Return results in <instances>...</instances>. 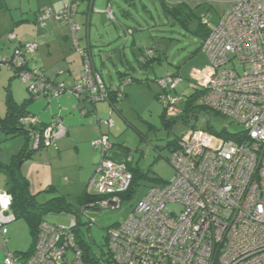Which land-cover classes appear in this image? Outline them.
Instances as JSON below:
<instances>
[{
  "label": "built area",
  "instance_id": "built-area-1",
  "mask_svg": "<svg viewBox=\"0 0 264 264\" xmlns=\"http://www.w3.org/2000/svg\"><path fill=\"white\" fill-rule=\"evenodd\" d=\"M215 1L228 3L229 8L201 45L208 68L198 72V81L181 96L173 94L180 78L166 75L157 81L161 90L157 99L165 117L181 120L184 116L181 121L188 128L177 138L168 159L175 175L165 185L149 189L132 213L107 231L109 255L98 257V264H264V0ZM78 5V0H70L59 11H38L37 27L44 29L51 20L65 21L77 49ZM105 13L113 19L111 8ZM14 39L10 33L8 40ZM37 47L27 43L0 60L20 70L18 77L28 95L58 98L68 93L76 101L92 104L108 100L109 90L82 51L83 70L69 89L39 70H24L26 57ZM153 51L144 50L141 63L152 59ZM128 84L118 89L117 98H122L121 90ZM190 93H197L194 106L243 127L236 140L197 127L200 115L193 110L184 113ZM24 122L32 126L36 119L28 117ZM107 124L111 128L112 120ZM65 135L64 126L52 122L32 134L31 148H47ZM90 147L101 155L93 185L94 195L100 198L96 204L101 209H120L133 176L125 163L106 155L113 147L108 134L90 142ZM171 205L180 209L171 210ZM11 207V196L0 191V250L6 249L8 225L15 221ZM77 223L73 220L67 228L41 223L32 255L18 259L5 250L3 264H88L77 244Z\"/></svg>",
  "mask_w": 264,
  "mask_h": 264
},
{
  "label": "rangeland",
  "instance_id": "rangeland-1",
  "mask_svg": "<svg viewBox=\"0 0 264 264\" xmlns=\"http://www.w3.org/2000/svg\"><path fill=\"white\" fill-rule=\"evenodd\" d=\"M115 2L119 6L118 9L114 4V8L118 9V12H114L115 15L125 27L137 30L134 37L140 39L142 45L145 44V48L153 47L155 50L157 49L156 51L162 52L164 56L161 55L163 61L160 66L155 62L153 68L145 67L140 70L137 67V70L141 72L134 75L136 81L123 87L124 96L130 88L132 90L131 94L127 98H123L120 103L119 114L123 118H120L116 113L112 116L115 126L109 132V139L113 148L108 154H114L116 160L130 161L129 166L133 169L137 168L143 174L139 175L136 170L133 171L134 190L122 198L120 209L93 210L85 208L82 210V214L79 210V222L77 223L79 227L76 235L80 236L84 247L87 246L90 257H100L106 252L107 231L122 223L150 188L160 187L161 184L169 182L174 177L175 172L168 162L173 149L170 144L172 145L188 128L181 120L162 117V104L156 98L160 88L155 80L166 76L167 73L175 74L181 79V82L173 94L180 96L184 92H190V85L198 81V72L208 68L209 64L207 56L201 50L202 35L208 29L217 27L223 13L229 8L228 3L221 1L187 0V6L191 12H187V15H177L176 13L173 15V13L163 11L161 0H134L136 10L128 7L123 0ZM142 6L147 7V12ZM124 13L129 14L125 16ZM5 18H8L6 13L0 11V27ZM203 21L208 25L203 26ZM6 24L2 25V28L6 29ZM2 34L3 32L0 33V35ZM129 38L131 39V37ZM12 47L13 45H10V41L5 35L0 37V55L3 57L1 59L8 58L7 55H10ZM75 52L80 57L79 53ZM1 65L0 117H3L7 88L16 103L26 99L28 93L26 84L19 77L13 75L14 70L9 72L3 63ZM234 65L235 69L241 71L239 66ZM102 79L108 88H117L120 85L114 73L111 78L103 74ZM109 83L111 84L109 85ZM125 102L127 103L125 104ZM207 120V123L218 135L226 132V134L234 136L243 131V127L233 120L213 112H202L196 122L197 127H206ZM15 140H23V137H18ZM7 142L10 141H4L0 134V145ZM91 191L93 192V189ZM73 204L77 205L76 201ZM169 208L174 211L180 209L174 205ZM76 213L74 211L53 212L45 215L44 220L57 227L67 228L77 218ZM88 222H90V229L87 231L83 224ZM6 239L7 251L19 257L28 254L34 243L28 224L21 218L9 226Z\"/></svg>",
  "mask_w": 264,
  "mask_h": 264
},
{
  "label": "crops",
  "instance_id": "crops-1",
  "mask_svg": "<svg viewBox=\"0 0 264 264\" xmlns=\"http://www.w3.org/2000/svg\"><path fill=\"white\" fill-rule=\"evenodd\" d=\"M68 1L70 0H0V11H4L8 17L2 23L3 26L7 23L6 29L2 28V25L0 27V33L3 32L0 37L5 35L8 38L10 33L15 35V39L10 42L13 47L10 55H7L8 58L15 48L27 43H36L37 50L27 56V68L39 70L48 79L70 86L80 77L83 70L82 57L75 52L82 51L88 53L93 69L101 76L104 74L111 78L114 73L119 83L131 79L130 84H133L136 81L134 75L140 74V70L143 69L139 65L142 51L150 48H145V44L142 45L140 39L134 37L137 30L125 27L117 18L114 12H118L119 6L115 2L118 0H78L76 23L80 28L76 34L77 49L73 46L66 22L51 20L44 29L37 27L35 14L38 11L42 9L59 11ZM123 1L128 7L136 10L134 0ZM161 1L165 13H170L169 10H173L181 3L187 4V0ZM114 4L118 9L114 8ZM108 7L111 8L112 20L105 13ZM142 8L147 12L146 6ZM203 24L208 25L204 21ZM128 31H132V34ZM161 55L162 52L158 51L157 57L160 59L154 61L150 68H153L155 62L161 65L163 61ZM0 58L3 57L0 55ZM4 66L9 72L12 70ZM137 67L140 70H137ZM13 75L15 76V71ZM131 91L130 88L124 98H127ZM185 93L187 92L183 94ZM28 112L36 119L38 128L58 121L66 130L63 138L47 148L32 152L29 159L21 162L20 170L28 182L30 195L35 197L39 205L47 204L55 198H63L66 203L73 204L81 195H93L91 190L101 155L90 147V142L103 134L109 135L115 126L112 116L116 113L123 118L122 115L113 111L106 102L92 104L84 100L76 101L68 93L58 98L40 96L29 106ZM109 119L113 122L111 128L107 124ZM17 138L0 145V164L8 165L11 158L22 150L28 152L32 149L30 140L24 137L23 140H15ZM6 182V175L0 173V191L7 190ZM5 250L7 251L0 250V264Z\"/></svg>",
  "mask_w": 264,
  "mask_h": 264
},
{
  "label": "trees",
  "instance_id": "trees-1",
  "mask_svg": "<svg viewBox=\"0 0 264 264\" xmlns=\"http://www.w3.org/2000/svg\"><path fill=\"white\" fill-rule=\"evenodd\" d=\"M166 11H168V10H166ZM169 12L173 13V15H175V13L177 15H180V14L187 15V12L190 13L191 11L189 10L187 4L181 3L180 5H177V7H175L173 10H169ZM202 25L205 26L204 24H202ZM209 31H210V29L205 31L204 34L202 35L201 45H202L203 41L205 40V38L207 37ZM15 49H17V48H15ZM153 50H154V48H153ZM153 52H154L153 58L146 61V63L143 64L139 60V65L141 68L150 67L154 61L160 59L159 57H157L158 51L154 50ZM83 53H86V52H83ZM86 54H88V53H86ZM143 54H144V51H142L141 57L143 56ZM0 60H1V58H0ZM26 60H27V57H26ZM1 63L2 62H0V66H2ZM3 64L5 65V63H3ZM26 69L30 70L27 68V65H26L24 70H26ZM14 71H15V77H18L20 70L15 69ZM21 71H23V70H21ZM94 71L97 72L100 75V77L102 78L101 74L98 71H96V70H94ZM172 76H176V75L172 74ZM161 78H163V77H161ZM161 78H156L155 83L157 84V81ZM102 81H103V79H102ZM128 81H129V84L132 83L131 79L122 80L119 87H117V88H114V87L108 88L103 81L106 89L109 90V97H108V100L106 101V103H108L111 106V108L113 109V111H115L117 113L120 112V103H121L122 99L124 98L123 89L121 90L122 98L121 99L117 98L118 89L122 86V84H124L125 82H128ZM56 82L57 83H63L65 85V87L67 89H69L73 86V84L76 81H74L72 83V85H70V86H67L64 82H60V81H56ZM176 89L174 90L173 93L176 92ZM160 93H161V90L157 94L156 98L158 97V95ZM189 96H190L189 97L190 100H189V103L184 110V113H188L189 111H192V110L195 112V115H201L202 112L203 113H209V111H207L203 107L194 106V102L197 98V93H193V94L190 93ZM38 97H40V96L28 95V97L26 99H24L22 102L16 103L11 92L7 88V93H6V97H5V114L3 117H0V134H2L4 141L5 140H11V139H14V138L19 137V136H22L25 139L31 141L32 134L35 131L42 132V130L45 127L38 128L36 123L33 124L32 126H30L29 123L24 122V119H26L28 117L33 118V116H31L29 114L28 108ZM43 97L48 98V96H44V95H43ZM214 114H216V113H214ZM162 117L163 118L165 117L164 111H163ZM183 119H185L184 116H182L181 120L183 121ZM205 128L208 132H211V133H213L217 136H220L226 140H236V137H235L236 135L231 136V135L226 134V132H223L222 134L218 135L214 131V129L211 127V125H209L207 123H206ZM175 143H176V141L172 145L170 144V147L175 148ZM39 150L40 149H38V150L29 149L28 152H24L22 150L17 156H14L13 158H11V162L8 165L0 164V173H3L7 177V182H6L7 190H6V192L11 196V199H12L11 212L15 215V220L20 219V218L25 220V222L29 226L30 234L33 236V239H34L32 250L28 254H25V255L23 254L21 257L13 254L18 259H24V258L26 259L32 255L33 250H34V244H35V239L37 236L38 227L41 223L46 222L44 220L45 215H47L49 213H53V212L58 213V212H63V211L64 212L74 211V212H77L76 213L77 218L75 220L78 221V213L80 211H82L83 209H85V208H91L93 210L101 209L96 204V202L99 201L100 198L97 197L96 195H94V193H93V195L84 194V195L79 196L76 200L77 205L68 204L63 200V198H55V199L51 200L50 202H48L47 204L39 205L36 202L35 197L30 195L29 190H28V187H29L28 182L25 179V177L22 175L21 170L18 167V164L20 162H22L25 159H29L31 157L32 152L39 151ZM106 155L112 161L125 163L128 171L132 174V176H133V171H135V170L139 173V175L143 174L142 171L138 170L137 168H135V169L131 168L129 166V164H131L130 161H128V160L124 161L122 159L116 160V159H114L113 154L107 153ZM133 180H134V176H133L129 190L121 198H123L124 196H127V194H131V192H133V190H134ZM165 184L166 183L161 184V186H163ZM83 225L86 228L87 223L83 224ZM78 227L75 230L76 232H78V230H77ZM76 239L78 240L77 244L79 245L80 249L83 251L84 260L88 264H98V262H97L98 256L97 257H90V255L88 254L87 246L84 247V244L81 241V238L79 235L76 236ZM107 242H108V236L106 235V244H107ZM103 255H105V257L108 258L109 254H107V250ZM100 256H102V255H100ZM2 264H3V261H2Z\"/></svg>",
  "mask_w": 264,
  "mask_h": 264
},
{
  "label": "water",
  "instance_id": "water-1",
  "mask_svg": "<svg viewBox=\"0 0 264 264\" xmlns=\"http://www.w3.org/2000/svg\"><path fill=\"white\" fill-rule=\"evenodd\" d=\"M18 167H19V168L21 167V162L18 164Z\"/></svg>",
  "mask_w": 264,
  "mask_h": 264
}]
</instances>
